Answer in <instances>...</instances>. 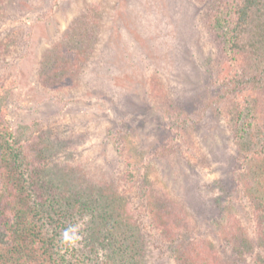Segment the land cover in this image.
I'll return each instance as SVG.
<instances>
[{"label": "rangeland", "instance_id": "374dc122", "mask_svg": "<svg viewBox=\"0 0 264 264\" xmlns=\"http://www.w3.org/2000/svg\"><path fill=\"white\" fill-rule=\"evenodd\" d=\"M205 18L199 0H0L2 114L47 138L44 177L71 196L75 247L97 234L125 264H177L151 213L166 203L187 217L183 243L264 264L260 129L213 106Z\"/></svg>", "mask_w": 264, "mask_h": 264}, {"label": "trees", "instance_id": "16d2710c", "mask_svg": "<svg viewBox=\"0 0 264 264\" xmlns=\"http://www.w3.org/2000/svg\"><path fill=\"white\" fill-rule=\"evenodd\" d=\"M199 1L206 7L204 24L218 50L212 83L219 91L213 106L227 112L237 107L234 112L242 121L254 116L260 129L257 154L264 157V0ZM2 105L0 100V264H125L123 254L114 251L117 242L114 246L97 234L98 242L74 246L76 214L69 201L68 209L63 208L71 196L65 193L58 199V191L53 192L44 177L47 138L27 126L11 130ZM175 124L178 133L180 123ZM164 148L169 157L173 148ZM145 193L142 189V196ZM76 199L79 214L87 213L90 205ZM151 213L163 238L176 242L177 264H222L207 244L192 238L182 242L187 217L179 206L160 203Z\"/></svg>", "mask_w": 264, "mask_h": 264}]
</instances>
